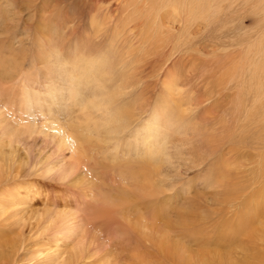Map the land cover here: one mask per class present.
<instances>
[{"label": "rangeland", "instance_id": "374dc122", "mask_svg": "<svg viewBox=\"0 0 264 264\" xmlns=\"http://www.w3.org/2000/svg\"><path fill=\"white\" fill-rule=\"evenodd\" d=\"M58 1L56 0V3ZM56 3L55 0H52L51 4L49 2L48 10H52L51 7ZM109 4L115 6L114 0H63L56 11L57 13L61 11L59 14L51 15L50 11L45 10L51 19L46 24L44 17L47 14L40 9L43 0H0V35L4 25H7L16 37L23 40L25 48L30 49V52L21 53L15 50L10 53L0 48V69H2L0 72H3L5 76L7 73L12 75L8 80L9 83L0 84V258H7V264H38V261L39 264H42L41 261L43 264L46 262L56 264L54 259L59 252V247L56 246L55 241L61 240V237L57 232L58 229L55 230L57 226L52 223L55 217L51 219V216L53 212L57 213L56 215L65 212L68 216L74 214L75 200H80L74 190L75 186H81L82 182L92 179L96 189L90 200L95 201H92V204L88 200L87 205L100 206L103 210L109 211L115 215L119 223L111 227L112 229L93 226L87 239L92 248L96 247L98 250L108 248L113 253L129 252L134 247H144L151 241L149 243L157 250L172 248L171 252H173L174 249L175 256L172 260L175 262L190 259L193 263H198L201 255L213 252L217 264H264V183H255L261 174L254 170L257 164L264 162V148H262L264 145L262 147L252 145L253 141L264 144V93H262L264 84L260 88L262 90L259 89V85L264 81L261 78L264 74L262 70L264 56L261 52L264 45L250 37L248 28H239L232 21L231 14L225 17L227 25L223 20V13L208 25H205L207 23L200 17L193 19V23L191 22L193 26L189 29L190 34L185 36L187 40L185 47H180L176 51L172 50L171 46L169 50L164 48L168 56L158 58L164 64L159 68L155 67L154 64L158 61L150 53L153 46L161 39L158 37L154 41L155 39L151 37L153 31H157L159 23L155 22V24L150 19H144L149 13H144L145 15L135 20L136 23L140 22L136 32L137 37L129 43L134 44L133 47L139 55L136 52L131 53V49H123L121 47L123 41L113 39V34L111 36V32L115 30L114 27H108L111 30L110 35L100 45L104 48L103 52L110 56L116 54L120 57L121 55L122 59L131 56L134 61L129 64L124 60L115 61L111 70L108 69L96 75L97 83L101 77L104 79V82L102 81L104 84L100 83L96 86L100 92L103 90L114 97L116 88L124 85L128 80L127 84L122 86L126 89L125 93L116 98V103L111 107H118L117 109L124 114H130L136 108L143 110L146 107L144 113L140 110L141 115L133 117L130 127L121 134L120 138L111 143L113 146L116 143L120 144L114 164L106 161L110 166H115L114 170L99 169V171L90 172L88 176L91 178L86 177V179L75 177V175L69 177L64 174V170L61 171L60 167L61 158H64V161H70L71 150H66L64 147L60 150L46 142L45 130L41 133H32L33 131L20 133L33 124L40 127V125L52 123L54 126L58 124L61 127V135L68 136L71 141L74 139V134H69L71 130L67 131L66 127L67 125L73 127L78 121L85 120L86 115L81 112L80 105L91 101L89 96L92 92L94 93L96 86L92 85L91 80L87 78L88 81L84 85L71 84V77H75L79 72L73 71L71 67L82 64L79 62L81 55L77 52L68 54L69 50L65 48L61 56L56 57L57 55L55 56L53 52L52 54L50 51L47 52L42 37L51 36L52 39H58L52 31L56 19L61 38L55 40L53 44L62 42L66 46L82 51L81 46H84L87 35L93 39L90 27L97 29L96 25L90 26L93 18L89 13L91 6L93 10L100 7V10L105 11ZM55 16H61V18L58 19ZM129 21L131 19H126L121 25L125 27ZM231 28L233 31H230ZM119 31H122V26L117 28L115 33ZM122 36L127 37L126 34ZM163 36L172 44L178 43L176 31H174V37H169L166 33ZM40 37L42 41L39 42ZM31 42L33 45L29 44ZM151 42H153L152 45H150ZM250 47L251 51H248ZM144 51L147 52L146 55H143ZM100 54H103L102 51L96 55ZM32 58L35 62L34 68L31 67ZM174 64L176 71H172ZM138 65V69L133 70V67ZM258 69L260 72H256ZM31 72H36V76L40 79L29 91L33 107L22 111L20 98L22 90L18 81L26 78L25 73ZM232 72H236L233 82L223 89L225 96L227 94L228 97L218 98V93L221 91L218 85L223 88V84L218 82V79L227 83L225 80ZM3 73H0L1 78H5ZM239 73L244 75L243 79L238 77ZM187 74L189 77L186 78ZM45 75L53 78L45 79L47 77ZM31 76L34 79V76ZM184 79L186 81H183ZM121 80L123 82L120 84ZM171 81L176 87L175 92L168 91ZM208 82L209 85H207ZM197 85H199L198 88ZM50 87H53L51 89L64 87V96L69 92L66 89H71V92L76 91L77 95L73 98H79L81 104H75L73 99L74 101L56 102L51 109L46 107L54 103L48 95ZM2 88L5 90L2 91ZM206 88H211L210 90L215 92V96L207 102L204 101L209 98ZM196 89L199 92L195 91ZM37 94L40 95L36 98ZM196 97H198L197 102L201 100L205 103L201 104L197 112L190 110L186 113L185 111L189 110V98L191 100L195 98L193 101L195 103ZM169 104L174 108V113L171 115L170 110L167 112ZM38 105H45V107L40 110L36 108ZM161 109L166 113L163 116L164 121L172 116L173 123H161L160 128L159 124L149 125L147 121L149 114L161 112ZM49 113L51 114L47 116ZM184 114L187 117H184ZM49 116L51 119H48ZM6 123L10 124L8 126L9 131H12L11 139L1 136L2 129L8 127ZM75 131L76 129L73 130L74 133ZM84 134L82 136L87 135ZM52 135L53 131H48V136ZM91 137L89 136L93 140L92 143L98 142L94 136ZM85 138L84 145L87 147ZM93 138L96 140L94 141ZM121 149L123 152L120 151ZM231 150H233L234 161L229 157L231 153L226 154ZM127 153L129 157L126 156ZM152 157L153 159H149ZM167 159L170 160V164L166 162ZM227 159H232L231 162H233V165L230 164L229 167L240 172L232 178L231 183L222 178ZM115 168L121 170L119 174L123 173L129 180L134 174L135 180L126 182L118 178L116 180L118 171ZM143 176L148 179L149 176H153L150 178L152 184L150 194L141 193L147 191L144 185H148V182L143 181L145 179ZM113 179L117 181L116 184L111 182ZM134 184L142 191L134 190L133 192L138 193L134 196L121 193L124 191L122 185L129 190L135 186ZM260 191L262 192L258 193ZM3 197L5 199H2ZM102 200L105 205L102 204ZM133 201L137 204L134 206L135 203H133L134 208L129 211L132 205H126ZM125 206L127 211L122 209ZM82 214H86L87 218V211ZM84 215L82 217L85 218ZM83 222L86 224V220ZM83 222L74 233L73 243L64 247L65 252H70L72 247L76 246L74 244H77L80 239L83 240L85 235ZM123 231L129 233V240L125 241L121 238ZM166 236L169 237L168 241L164 240ZM15 250H19L15 254L17 258L14 255ZM183 250L191 252V255L183 256ZM184 251L183 254H185ZM55 252L57 253L54 254ZM66 256L68 254L63 257L66 258ZM159 256H162L161 253L156 254V257L162 260L163 258ZM206 258L212 259V256L209 255ZM93 261V258H89L84 263H105Z\"/></svg>", "mask_w": 264, "mask_h": 264}, {"label": "bare ground", "instance_id": "6f19581e", "mask_svg": "<svg viewBox=\"0 0 264 264\" xmlns=\"http://www.w3.org/2000/svg\"><path fill=\"white\" fill-rule=\"evenodd\" d=\"M64 1H66V0H64ZM49 2L51 4L52 0H43V5L41 6L42 8H40V9L44 10V14H47L49 11H50L49 14H51V15L59 14L61 11H58V13L56 11L58 10L59 5L62 4L63 0H59L57 3H56V0H55L56 4L51 7L52 10H50V9L48 10V8L50 7L49 4H48ZM103 4H105V3H103ZM114 4H115V6L112 5L113 7L111 6V4H109L108 8L104 9L105 11L100 10V7H97L96 9L93 10V8L91 6L89 13H91L90 16L93 17V18L91 19L92 22H91L90 26L93 27L94 25H96L97 29L95 28L96 30H94L93 28L90 27L91 36H93V39H91L90 36L87 35L86 42L84 43L85 47L81 46V50L82 51H80L78 48H74L73 49L71 46H66L62 42L53 44V42L55 40H58L59 38H61L59 36V31L57 30V27H59V25L56 24L58 22L56 19H55V26L53 27L52 31L54 32V35L58 39H52L51 36L48 37V38L47 37H42L44 39L45 44H46L47 52L50 51L51 54L53 52V54L55 56L57 55L56 57H60L61 53L65 51V48H68L69 51H67V49H66L68 54H71V53L73 54V52L75 54V52H77L78 54L81 55L80 56L81 58L79 59V62H81L82 64L74 65L73 67H71V69L73 71H75V70L79 71L78 74L75 77H71L72 78L71 84L77 85V86L78 85H84V84H86V82L88 80H91V84L92 85L94 84L95 86L96 85L99 86L100 83L104 84L103 83L104 79L102 77L100 78V81H98V83L96 81V80H98V77L96 75H99L98 74L99 72H105V70H108V69L111 70L110 68H112L114 62L117 61V60L120 61V62H122L124 60L127 64H129L132 61H134V60H132L131 56L129 57L127 55H126L127 57H125L124 59H122L121 55H120V57L118 55H116V54L110 56L108 53L103 52L104 48L102 46H100V45H102V42L106 38H108V36L110 35L111 30L109 28L114 27L113 29H115V30L113 31V33L111 32V36L113 34L112 38L115 39V40L119 39L118 41H120V40L123 41V43L121 45V47L123 49H126V48L127 49H131L132 50L131 53L132 52H136V48L133 47L134 44L133 43L129 44V43L131 42L132 39H136V37H137L136 32L138 31V25H139L140 22L136 23L135 20H137L140 17H142L143 15H145L144 13H146V14L149 13L147 16L144 17V19H146V20L150 19L154 23L155 22L159 23V25L157 23V25H158L157 31L156 30L153 31V33L151 34V37H152V39L153 38L155 39L154 41H156L158 37H161V39H160V42L158 44L153 46L154 47L153 50L150 51V53L152 55H154L155 60L157 59V61H158L157 64L156 63L154 64L155 67H157V68H159L160 66L164 65L163 63L160 62V60H158V58H162V57H164L165 55L168 54V53H166L164 51V48H168V50H169L170 46H171V48H173L172 50L176 51V49H179L180 47L181 48L185 47L186 42H187L185 36H186V34H190L189 33V29L191 28L190 26H193L192 20L195 19L196 17L202 18L204 20V22L207 23L205 25H208V24L212 23L214 20H216L217 16L219 14H221V13H223V15H224L223 20H225V17H226L227 14H231L232 17H233L232 21L235 22L239 28H248L250 30L249 31L250 37L254 38V40H257V42L259 44L264 45V0H114ZM45 10H48V12L45 13ZM197 10H199V11H197ZM103 13H106V14L102 15ZM49 14H47L44 17L45 21H46L45 22L46 24L48 23V21L49 22L51 21V19L49 18ZM55 17L58 18V19L61 18V16H55ZM126 19L127 20L131 19V21H129L128 23L126 22L128 27H127V25L125 27H124V25H121L123 22H125ZM209 19H211V20H209ZM133 22H135V23H133ZM224 22H226L225 25L228 24L226 20ZM45 23H43V24H45ZM1 24H3V22H1ZM120 26H122V31H119V32L115 33V31H117V28H119ZM77 28H79V27H77ZM231 29H230V31H233L234 27H233L232 30ZM2 30L3 31L1 32V35H0V45H1L0 48L5 49L6 51H9L10 53L15 51V50H18V52H21V53L27 52V51L30 52V49L29 48L26 49L25 46L23 45V40L18 38V37H16L8 29L7 25H4V28ZM222 30H224V29H222ZM227 30H229L228 27H227ZM174 31H176V33L178 34V36H177L178 38L176 37L178 43L172 44V42H170V40H167L166 37L163 36V34L166 33V34H168L169 37H174L173 36L174 35ZM230 31H228V32H230ZM74 32H75V30H74ZM122 34H126L127 37L123 38ZM55 36H54V38H55ZM62 37L66 38L65 36H62ZM187 37H189V36H187ZM42 38L40 37L39 42L42 41ZM153 42H151L150 45H152ZM29 44L33 45L32 42L29 43ZM101 51H102L103 54L96 55L98 52H101ZM248 51H251V47H250V50L248 48ZM261 52H262V55L264 56V47H262ZM136 53L139 55V52H136ZM143 53H144L143 55L147 54V52H145V51ZM78 54H76V55H78ZM179 54H180V50H179ZM136 62H139V61H136ZM204 63L205 62H203V64ZM252 64H251V66H252ZM19 66L20 65L18 64V67ZM246 66L248 67L249 65H246ZM31 67L32 68L35 67V62H34L33 58H32V62H31ZM138 67H139V65L138 66H134L133 70H137ZM155 67H154V69H155ZM152 68H153V66H152ZM172 68H173L172 71H176V65L175 64L173 65ZM256 68H254V69H256ZM126 69H129V68H126ZM154 69H152V70H154ZM1 70L2 69H0V71ZM262 70H264V66H263ZM248 71H250V70H248ZM257 71L260 72L259 69L256 70V72ZM240 72H241V70H240ZM0 73H3V72H0ZM35 73L36 72L25 73L24 75H26V78L21 79L20 82L18 81V79H16L18 81V83H20V85H21V89L20 90H22V92H21L22 95H20V98H21V101H22L21 102L22 111L30 110L33 107V105H31L32 97L29 96V94H30L29 91L31 89H33L32 85H36V83H38L39 79H40V78H38V76H36L37 74H35ZM3 75H4V73H3ZM31 75L34 76L33 77L34 79L31 78L32 77ZM102 75H103V73H102ZM168 75L169 74H167V76ZM45 76H47V75H45ZM187 76H188V74L186 75V78H187ZM235 76H236V72L230 73L229 77L225 80L227 83H223L222 81H220L218 79V82L223 84V88L221 87V85H218L221 88V91L218 93V98H222V97L225 96L223 89H226V86L233 82ZM239 76H240V79L244 78V75L242 73H239L238 77ZM250 76H251V74H250ZM259 76H261V74ZM11 77H12V75H10V73H7L5 78H1V76H0V84H2V82L3 83H9L8 80H10ZM193 77H196V76H193ZM52 78L53 77H48L47 76L45 79L51 80ZM84 78H85V81H84ZM261 78L264 79V74H262ZM4 79H6V80L4 81ZM31 81H32V83H31ZM183 81H186V80L184 79ZM183 81H182V83H183ZM49 82H51V81H49ZM122 82H123V80H121L120 84ZM127 82H128V80H127ZM127 82L125 84H127ZM201 82H202V80H201ZM212 82H214V81H212ZM262 82L263 83L260 82L261 85H259V89L264 84V81H262ZM189 83H191V82H189ZM173 84H174V82H172L171 87H169L168 91L171 90V91L175 92V90H176L175 88L176 87H174L175 85H173ZM124 85H122V86H124ZM207 85H209V82L207 83ZM98 86H96V88L94 90V93L92 92V94H90V96H89L91 101L88 102V103H85V104H81V101L78 100L79 98L78 99H74L73 98L75 95H77L75 93L76 91L75 92L74 91L71 92L72 91L71 89H66L69 92H68V94L66 96H64L63 95V93H65L64 92V90H65L64 87L63 88L62 87H57V89H51L53 87H50V89H48V93H49L48 95L51 96V100H52V102H54V103L49 104V105L46 106V107H48L50 109L52 107H54L56 102H61L62 100L66 101V102H68L69 100L70 101H74L75 100V104H77V105H78V103L81 104L80 105L81 106L80 107L81 108V112L85 113V115H86L85 120L84 121H78L77 123H75L73 125V127H72V125H67V127H66L67 131L71 130V133H69V134H72V135L74 134V137H73L74 139L72 141L69 140L68 136L61 135V133H62L61 127H59L58 124H57V126H54L52 123H46V124L40 125V127H37L36 124H33L32 126L27 127L26 129H24V130H22L20 132L21 134L22 133H29V131L30 132L33 131L32 133H41L42 130L43 131L45 130L46 136H45L44 139H45L46 142H49L51 145H53L57 149L60 148V150L63 147L66 148V150H71L72 152L70 151L71 152L70 161H64L63 160L64 158H61L62 165L60 167L61 171L64 170V174H66L69 177H72V176L75 175V177L85 178L86 179V177L91 178L90 176H88L90 174V172H95L97 170L99 171V169H107V168H109V169H113L114 170L115 166L112 165L113 166V168H112V166L107 164L106 161L108 163H113V161H116V159H117L116 157L118 156V152H119L118 148L120 147V144L116 143L115 146H113V144H111V143H113L114 141L118 140L120 138L121 134L124 133L128 129V127H130L131 121L133 120V117L135 115H138V116L141 115V113L139 112L141 110L140 108L134 109V111L131 112L130 114H124V113H122V111L120 109H117L118 107H114V108L111 107L112 105H114L116 103V98H118L120 96H123V94L126 91L125 87H122L121 85H119L116 88V91L113 90L115 92V94H116L113 97V96L108 95L103 90L100 92V90L98 89ZM167 86H168V84H167ZM176 86H178V85H176ZM198 86L199 85H197V88H198ZM214 86H216V84ZM126 87H127V89H129V87L127 85H126ZM187 87H188V85H187ZM206 89H208V88H206ZM210 89H208V93H207L209 98L207 100H204L205 102L209 101L210 99H212L215 96L214 90H210ZM3 90H5V88H2V91ZM6 90H7V88H6ZM261 90L262 89H260V91ZM7 91H9V89ZM195 91L199 92L197 89ZM262 91H263L262 93H264V89ZM39 95L40 94L35 95L36 98L39 97ZM201 96L202 95L200 94V97ZM226 96H227V94H226ZM191 98H192V96H191ZM191 98H189L190 99L189 100L190 103L188 104L189 105V110L185 111L186 113H189L190 110H192V112L193 111L197 112L200 109L201 104L204 102V101H201V100H199L197 102L198 97H196V102L193 103L195 98L192 99V100H191ZM169 105H168L169 109L167 110V112L170 110L169 112H170V115H171V113L172 114L174 113V111H173L174 108H173V105L172 106L171 105L169 106ZM43 107H45V105L36 106V108H38L40 110H42ZM141 111H143V113H144L146 111V107L143 108V110H141ZM160 111L161 112L157 111L156 113H150L149 114V117H148V120H147L150 123L149 125H151V123H152V125L153 124H157V125L159 124L158 127L160 128L161 127L160 126L161 123L162 124L163 123H166V124L167 123H170V124L173 123L172 122V118H171L172 116H170L169 118L167 117V120L164 121V117L163 116H165L166 113L163 111V109H161ZM50 114L51 113L47 114V116L50 115ZM183 116L187 117L186 114H184ZM4 118H6V117L4 116ZM48 119H51V116H49ZM70 120H71V118L69 119V121ZM74 122L75 121H73L72 123H74ZM214 123H213V125H214ZM6 125L8 126L10 124L6 123ZM9 129H10L9 126L5 127L4 130L2 129L1 136H3V137L6 136L9 139L10 136L12 135V131L10 132ZM75 129H76V131L74 133L73 130H75ZM48 131H53V135L52 136H48ZM84 133L87 134L86 136H88V137L82 136ZM89 136H90V138H92L91 136H94L97 139L96 140L95 138H93L94 141L96 140V142L97 141L98 142L95 143V144L92 143L93 140H91L89 138ZM84 138L87 141L86 142L87 143V147L84 145ZM231 139H233V138H231ZM19 140H21V139H19ZM254 142L255 141H253L252 145H255L256 147H262V145H264V144H261V143H258V142L257 143L255 142L256 143L255 144ZM122 143H124V142H122ZM213 143H214V141H213ZM262 148H264V147H262ZM120 151L123 152L122 149ZM232 153H233V150H231L230 152H228L226 154H230L229 157L233 158L234 154H232ZM222 154H223V152H222ZM121 155H123V154H121ZM128 155H129V153L126 154L127 157H129ZM149 159H153V157L149 158ZM90 160H93V161L90 162ZM231 160L232 159H229V160L227 159L228 162L223 167V172H222V178L227 180L229 183H231L230 181L233 180L232 178L237 173L238 174L240 173L237 170L235 171L234 168H230L229 167L230 164L233 165V162H231ZM234 160H235V158H233V161ZM260 161H262V160H260ZM152 162H155V161H152ZM166 162L168 164H170V160L169 159H167ZM118 163H120V162H118ZM251 163H249V164H251ZM148 164H149V162H148ZM226 166H227V168H226ZM228 167H229V169H228ZM65 170H66V172H65ZM113 170H112V173H113ZM115 170L118 171V173H117L118 175L115 178L116 180H117V178L119 180H121L122 182L130 181L132 179L135 180V178H133L134 174L130 177V180H129V178H127L128 179L127 180L125 178L126 176L123 173L121 175L119 174V172L121 170H119V169L117 170L116 168H115ZM156 170L159 171V169H156ZM254 170H257L258 172L257 171L256 172L261 174L259 177H257V180H256L257 182H255V183H264V162L262 164L261 163L257 164V167H254ZM152 173H153V171H152ZM158 174H160V173L158 172ZM151 177H153V176H151ZM151 177L149 176V179H148V177H144L143 176V178L146 179V180L143 179V181L148 182V185H146V186L144 185V187H145V189H147V191H142L138 186L136 187V185L134 184L135 186L132 187V189H129V190H127L126 187L124 185H122L124 187V189H123L124 191L121 192V193H126V194L134 196V194H138V193L137 192H133V191L139 189L140 191H142L141 193H143V194H148V193L150 194L151 190H152V188H151L152 184H151V179H150ZM115 179H113V181H111L113 184L117 183V181H115ZM91 180L88 179V180H86V182H84V183L82 182L81 186L80 185L77 186V187L75 186L74 190H76V194L79 196L80 200H75L76 210H75L74 214L68 216V215H65L66 212L65 213L61 212L62 214L56 215L57 213L53 212V215L51 216V219H52V217H55V219L53 218L52 223H54L57 226L56 229L54 228V226H53V228L55 230L58 229L57 232L59 233V235L61 237V240L55 241L56 242V246L59 247V248L57 247L59 252L57 251L58 253L57 252L54 253V254L57 253L56 256H55V259H54V262L56 264H79V263L81 264V263H84V261H86V259H89V258H93L94 259L93 262H95V263L96 262L97 263H99V262L100 263L101 262L104 263L105 262L104 264H217L216 263L217 261L214 259L215 258V255H214L215 253L213 254V252L211 254L208 253V254H205V255H201L200 256L201 260L199 259L200 258L199 257L198 259L200 261L198 263H196V262L193 263L192 260H190V259H187L186 261H179V262L176 261L175 262L174 260H172V257L175 256L173 254V252H175L174 249H173V252H171L172 248H171V250H167V249L166 250L165 249L157 250V248L156 249H155V247L153 248L152 244L149 243L151 241H149L147 245H144V247H141V246L139 247L137 245L138 247H134L133 250L129 251V252H124V251L118 252L117 251V252L113 253L112 251H109L108 248H106L105 250H103V249L102 250H98V249H96V247L92 248L90 246V243L87 242V239H88V234H90V231L92 230L93 226L95 227L97 225V227H99L101 229L102 228L103 229H108V228L110 229L111 227H114V226L118 225L119 223H118V220L115 218V215L111 214L109 211L103 210L98 205H97L98 207H92L93 205H91V206L87 205L88 200L93 198L92 196H94V193H95L94 191L96 189L95 184ZM120 182H119V184H121ZM255 183H253V184H255ZM124 184L126 185L127 183H124ZM127 186H128V184H127ZM141 188L143 189V187H141ZM261 192L262 191H260L258 193H261ZM2 199H5V198L3 197ZM11 200L12 199L10 198V202H11ZM96 200H98V199H96ZM104 200H102L103 202L102 201L101 202H102V204L104 203V205H105ZM92 201L94 202L95 200H92ZM92 201H91V203L93 204ZM99 202H100V200L98 201V203ZM133 203H135V201L128 202V205H126V206H130ZM52 204L55 205L54 203H52ZM102 204H100V205H102ZM136 204L137 203H135L133 205L136 206ZM126 206H125V208L124 207L122 208L125 211H127L126 210ZM132 206H131V208L128 207V209L130 208L129 211H131V209L134 208V206L133 207ZM86 211L88 213L87 214L88 215L87 218L85 216L86 214L85 215L82 214L83 212H86ZM51 213H50V215H51ZM82 215H84L85 218L82 217ZM84 220H86V224L83 222ZM82 222H83V224H85V226L83 225L84 228H85V232H84L85 235H84L83 240L80 239L81 241L79 240L77 242V244H74L76 246L73 245L74 248L72 247L70 252H68V251L65 252L63 250L64 247L68 246V245H71L70 243H73L72 241H73V238H74V233L77 230V228H79V226L81 225L80 223H82ZM120 236L125 241L129 240V233L128 232L123 231ZM57 237H58V234H57ZM107 239L109 241L110 240V236L107 237ZM147 239H145V240H147ZM163 239H164V237H163ZM168 239H169V237L166 236L164 240L168 241ZM109 244H110V242H109ZM139 245H140V243H139ZM141 245H142V242H141ZM165 245H167V244H165ZM156 247H157V245H156ZM57 248H55V249H57ZM141 248H143L142 249V253H140V251H141L140 249ZM183 251H182V255L183 256H185L187 254H188V256L191 255V252L189 253V251H187V252L184 251L185 254H183ZM18 252H19V250H15L14 255L17 254ZM160 253L162 254V256H159V257L160 258L162 257L163 258L162 260H160L159 258L156 257V254L158 255ZM66 254H68V256H66V258L63 257ZM110 255H111V257H110ZM209 255L212 256V259L206 258ZM15 256L17 258V255H15ZM198 256H196V257H198ZM47 257H45V258H47ZM0 259H2V262H0V264H7V258H0ZM41 262L43 264V261H41ZM38 264H39V261H38ZM45 264H47V262Z\"/></svg>", "mask_w": 264, "mask_h": 264}]
</instances>
